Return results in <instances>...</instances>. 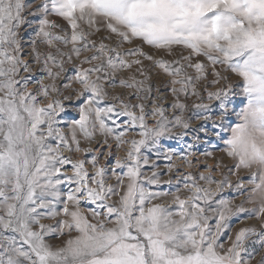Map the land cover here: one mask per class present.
Returning a JSON list of instances; mask_svg holds the SVG:
<instances>
[{"label": "snow or ice", "instance_id": "1", "mask_svg": "<svg viewBox=\"0 0 264 264\" xmlns=\"http://www.w3.org/2000/svg\"><path fill=\"white\" fill-rule=\"evenodd\" d=\"M254 261L264 0H0V264Z\"/></svg>", "mask_w": 264, "mask_h": 264}, {"label": "rangeland", "instance_id": "2", "mask_svg": "<svg viewBox=\"0 0 264 264\" xmlns=\"http://www.w3.org/2000/svg\"><path fill=\"white\" fill-rule=\"evenodd\" d=\"M194 126L198 127L199 126V122H197ZM171 143H174V142H171ZM203 147L204 146L201 145V150H203ZM164 179H167V177H164ZM242 199H244V197H240L239 199H237L236 200V203H239L240 200H242ZM232 223H233L235 229L238 230L240 227L245 226V224H254V223H256V221L255 220H247V221H245V224H240V223L237 222V219L236 218H233ZM258 259H259V257H257V260ZM253 264H256V262L254 261Z\"/></svg>", "mask_w": 264, "mask_h": 264}]
</instances>
